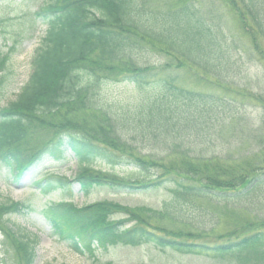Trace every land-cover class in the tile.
I'll use <instances>...</instances> for the list:
<instances>
[{"label": "trees", "instance_id": "1", "mask_svg": "<svg viewBox=\"0 0 264 264\" xmlns=\"http://www.w3.org/2000/svg\"><path fill=\"white\" fill-rule=\"evenodd\" d=\"M239 1L264 43V0ZM146 2L53 0L40 8V13L32 14L46 28L30 63L31 75L15 100L0 107V163L14 173L7 183H17L24 173L33 174L34 167L47 155L64 162L75 159L78 169L73 178L43 176L33 180L31 186L47 197L56 195L39 216L52 236L81 255H94L96 249L118 245L152 244L180 254H208L221 261L230 258L239 264H264V232L260 230L239 241L208 247L192 241L197 237L193 232L169 231L154 224L172 218V212L175 216L176 208L190 196L216 198L222 192L253 185L261 175L248 182L243 166L238 171L226 169L217 159H196L186 153L177 167L141 155L147 148L166 146L167 141L171 142L169 152L177 154L187 130L197 127L191 117H184L191 109L188 106H205L197 94L181 89L171 76L137 63L136 53L149 50L143 42L205 74L232 67L227 38L207 24L197 3L185 0L174 8L144 16L141 8ZM256 49L258 52L259 44ZM10 57L0 53V103L13 76ZM118 77L134 83L137 90L122 100H110L103 91L108 80ZM181 103L188 109L180 107ZM40 137L48 142L38 144ZM126 157L127 164L138 166L139 178L92 168L94 163L104 162L113 169ZM157 166L169 176L150 175V169ZM251 171L253 176L256 167ZM191 179L203 185H188ZM168 181L172 185L170 202L160 210L144 206L133 210L109 200L79 206L73 200L97 189L128 194L157 189ZM21 209L13 201L0 204V218ZM0 223L7 226L4 221ZM20 239L16 242L20 263L34 264L37 255L33 240Z\"/></svg>", "mask_w": 264, "mask_h": 264}, {"label": "rangeland", "instance_id": "2", "mask_svg": "<svg viewBox=\"0 0 264 264\" xmlns=\"http://www.w3.org/2000/svg\"><path fill=\"white\" fill-rule=\"evenodd\" d=\"M52 1H0V53L11 55L9 65L13 75L8 82L10 89L0 103L1 108L15 100L31 75L30 63L41 45L40 41L46 28L45 24L36 21L32 14ZM182 1L185 0H147L142 4L141 10L144 11V16H147L152 12L179 6ZM189 1L197 3L199 13L204 16L207 24L227 38L225 43L230 48L232 67L223 72L218 68L217 74H205L185 60L181 62L178 57L170 58L164 52L143 42L149 50L136 53L134 59L137 63L171 76L181 89L197 94L205 106L201 103L197 104V107L188 106L191 109L187 110V104H179L187 110L184 117H191L197 127L193 126L187 130V135L182 140L183 146L177 154L169 152L171 142L167 141L166 146L163 144L147 148L141 155L150 156L149 160L168 167L172 163L177 167L182 154L186 153L196 159H217L219 165L226 169L234 168L238 171L243 166L248 182L261 175L253 185L222 192L218 197L215 196L216 198L202 194L190 196L176 208L175 216L178 218L171 211L172 218L154 222L169 231L191 234L193 232L197 237L192 241L213 247L217 243H232L245 239L259 230L264 232V43L255 32L254 23L243 12L239 0ZM14 41L18 42L15 47ZM258 44L260 49L257 52ZM12 48L14 50L10 53ZM108 82L103 93L110 100H122L137 90L134 83L123 80L122 77L113 78ZM203 110L205 113L201 119ZM39 142L46 144L48 139L41 138L38 144ZM137 145L140 149V145ZM65 155L71 159L70 155ZM127 161L126 157L113 169L104 162L94 163L92 168L119 177L139 178L138 166L127 164ZM253 166L257 172L252 176ZM76 169V160L64 162L47 155L45 160L34 167L33 174L23 175L19 184H13L10 180L9 184L8 179H11L14 173H10L6 166L0 163V204L13 201L19 203L22 208L20 213L10 212L0 218V222L4 221L7 225L4 227L0 223V264H21L16 246L21 237L24 240H33L37 255L34 264H239L236 259L226 258L221 261L208 254H180L175 249H158L152 244L96 249L94 255H81L72 251L68 243L61 242L55 235H51L47 223L39 216V211L48 201L55 199L56 195L47 197L31 185L33 180L42 176L71 178ZM161 169L159 166L150 169V175L168 177L169 175L162 173ZM230 178L231 176L226 177L228 180ZM188 185L197 187L203 184L198 185L191 179ZM171 188L169 181L163 182L157 189L150 188L147 191L128 194L113 193L104 188L94 190L86 197L76 196L73 200L79 206L84 202L109 200L127 205L133 210L137 206L160 210L170 202Z\"/></svg>", "mask_w": 264, "mask_h": 264}]
</instances>
